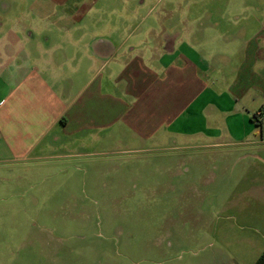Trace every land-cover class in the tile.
<instances>
[{"label":"rangeland","instance_id":"1","mask_svg":"<svg viewBox=\"0 0 264 264\" xmlns=\"http://www.w3.org/2000/svg\"><path fill=\"white\" fill-rule=\"evenodd\" d=\"M90 2L92 12L76 24L86 31L138 25L146 40L145 30L159 31L166 12L173 11L166 21L181 25L187 18L195 37L200 26L219 25L222 33L232 25L227 30L235 29L231 48L221 52L231 53L233 66L242 59L244 32L239 28H250L246 42L253 52L264 47V33L249 41L254 28L264 29V0H0V44L7 43L0 62L21 39L14 27L63 21L64 14L73 16ZM206 12L227 17L210 18ZM46 15L43 21L37 18ZM213 34L202 41L212 40ZM73 35L91 38L90 32ZM216 42L220 47L230 44L227 38ZM255 73L238 108L248 111L249 137L259 145L208 150L194 138L186 146L181 140L161 146L133 139L120 125L109 131V138L104 132L103 143L95 137L91 145L75 144L67 158L60 157L64 151L51 150L22 159L0 140V264H228L234 251L242 249L232 242L235 235L256 236L257 228L264 234V224L255 222L264 215L259 193L264 163L242 156L262 152L261 146L264 150V85ZM4 97L0 93V100ZM253 190L256 195H248ZM239 201L248 204L250 216L236 221L232 216L244 210L235 204Z\"/></svg>","mask_w":264,"mask_h":264},{"label":"crops","instance_id":"2","mask_svg":"<svg viewBox=\"0 0 264 264\" xmlns=\"http://www.w3.org/2000/svg\"><path fill=\"white\" fill-rule=\"evenodd\" d=\"M92 9L93 2L85 3L73 16L64 14L63 21L14 27L21 39L13 44L14 53L0 62V93L5 94L0 100V140L5 139L13 154L36 159L38 152L56 150L64 151L60 157L67 158L75 144L91 145L95 137L103 143L107 141L102 138L104 132L109 138L113 133L109 131L120 125L133 139L161 146L170 140L174 145L181 140L186 146L194 138L208 150L260 144L249 137L252 121L248 111L244 106L238 108L253 86L255 72L260 86L264 85V47L256 46L253 52L246 42L251 31L248 26L239 28L244 32L242 59L233 66L231 53L221 52L231 48L235 29L227 30L232 25L221 33L214 19L215 29L200 26L195 37L187 18L181 25L166 21L173 17V11H168L159 31L149 26L144 40L138 25L93 27L90 31L76 25ZM205 16L227 17L212 12ZM47 17L37 16L41 21ZM217 29L219 34H213ZM254 29L249 41L263 36V27ZM82 31L90 32V41H83L84 35L72 36ZM52 33L59 35H54L57 40L63 38L62 43L54 41ZM207 33L213 39L202 41ZM219 38H227L230 44L220 47ZM6 45L0 44V50ZM196 120L200 123L194 126ZM237 129L242 133L237 134ZM260 149L262 152L242 156L264 163L262 146ZM259 190L264 196V181ZM235 204L244 210L232 218L238 221L250 216L247 203ZM255 222L263 225L264 215ZM257 232L256 236L243 233L233 237L232 242L242 249L234 251L228 264L255 263L264 251V234L258 228Z\"/></svg>","mask_w":264,"mask_h":264},{"label":"trees","instance_id":"3","mask_svg":"<svg viewBox=\"0 0 264 264\" xmlns=\"http://www.w3.org/2000/svg\"><path fill=\"white\" fill-rule=\"evenodd\" d=\"M258 115H261V113H258L257 115H254L253 117L256 118ZM257 124L260 126L261 123L258 121ZM254 264H264V251L261 253V255L257 258Z\"/></svg>","mask_w":264,"mask_h":264}]
</instances>
